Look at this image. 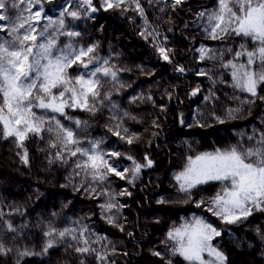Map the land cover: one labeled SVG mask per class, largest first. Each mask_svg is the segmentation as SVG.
Here are the masks:
<instances>
[{
  "label": "trees",
  "instance_id": "1",
  "mask_svg": "<svg viewBox=\"0 0 264 264\" xmlns=\"http://www.w3.org/2000/svg\"><path fill=\"white\" fill-rule=\"evenodd\" d=\"M82 3L36 2L40 13L36 43L55 40L53 54L58 50L67 54L69 46H95L90 55L98 60L88 69L76 64L67 72L75 78L95 67L112 68L114 79L97 74L103 85L97 100L105 94L110 100L97 102L95 113L79 108H66L64 113L33 108L45 124L39 134L28 133L23 146L18 138L5 137L0 123V243L5 249L0 252V264H90L103 256L107 264H199L178 252L172 256L176 246L168 237L184 220L195 218L220 232L211 245L224 254V264H264V210L249 205L251 215L227 223L208 210H216L209 201L229 187L227 181L197 185L189 197L175 179L185 170L188 157L231 146L240 150L261 147L264 84L257 86L253 96L235 87L232 73L236 69L225 67L246 65L247 55L236 54L256 50L259 42L231 29L219 39L211 38L209 17L219 10L218 0H184L175 7L174 0H140L144 16L131 4L104 10L102 0H92L99 11L91 12ZM61 8L64 11L59 15ZM146 11L159 31L156 38L146 24ZM71 12L78 15L73 17ZM10 23V19L0 21L6 28ZM5 32L0 31V42L5 40ZM68 32L79 35H66ZM160 47L168 51L169 60L163 59ZM210 47L218 56L201 60L200 49ZM105 60L107 64L101 63ZM260 66L257 59L252 68L259 71ZM180 67L183 72L178 71ZM53 92L58 94L57 89ZM229 109L234 110L231 116ZM57 120L74 132L81 141L79 147L91 149L96 142L97 151L109 154L104 159L112 167L121 172L128 169L125 177L110 173L103 181L94 180L91 169L78 168L87 157L81 153L72 156L64 147ZM76 120L82 123L76 125ZM130 134L139 139L128 144ZM76 147L69 146L71 151ZM112 152L120 155L111 156ZM128 156L142 165L145 158L153 163L133 178L134 164ZM201 200L205 203L197 206ZM108 203L118 207L106 211L101 206ZM109 216L113 223L108 222ZM52 229L56 231L48 236ZM65 230L60 237L58 233ZM49 240L53 241L50 248ZM81 247L89 251L78 252ZM202 257L219 264L208 252Z\"/></svg>",
  "mask_w": 264,
  "mask_h": 264
},
{
  "label": "snow or ice",
  "instance_id": "2",
  "mask_svg": "<svg viewBox=\"0 0 264 264\" xmlns=\"http://www.w3.org/2000/svg\"><path fill=\"white\" fill-rule=\"evenodd\" d=\"M36 2L39 3V0ZM83 2L89 6L91 12L99 11L92 5V0H83ZM183 2L184 0H174L173 7ZM127 4L133 5V10L144 16V9L141 7L140 0H102L101 8L104 10L119 9ZM218 4L219 11L209 17L210 21H216L211 31L212 39L221 38L222 33H228L231 29L236 34L250 37L260 44V47L254 51L245 50L236 54L238 56L247 55L246 65L237 66L231 63L225 65V67L231 66L236 69L232 73L235 78V87L256 96L257 86L264 84V0H218ZM5 7V0H0V10L5 9ZM39 15L40 13L36 12L11 28H6L4 24H0V31L13 33V39L0 42V123L3 125L5 137L18 138L21 146H23V141L27 138L28 133L39 134L43 130L42 125L45 124V120L42 116H38L33 108L50 109L54 113H64L66 108H79L89 113H95L98 111L97 102L103 104L104 99L110 100V96L107 94L99 101L97 100L101 97L100 90L103 88L97 74L111 76L113 79L116 77V72L110 67H95L94 70L87 71L85 74L75 78L70 77L67 72L68 68L79 64L84 69H88V65L99 59L90 55L94 53L95 46L86 49H73L69 46L67 54H64V50H58L59 54L54 56L52 49L55 47V40H50L48 43H36L38 37L34 34L35 29L29 21L39 18ZM70 15L76 17L78 13L71 12ZM200 15L203 16L204 13H200ZM9 19L0 11V21ZM59 23L61 26L63 25V21ZM25 25L28 27L25 28ZM21 28H25V31L23 34H18ZM66 35L78 36L79 33L68 32ZM148 35L150 36L152 33L149 32ZM39 36H44V32L39 33ZM159 51L164 60L170 59L168 51L164 47H160ZM200 53V59L203 60L208 56V49L201 48ZM84 57L88 58L87 61L83 59ZM257 59L261 62L259 71L252 68ZM101 63L107 64V61H101ZM178 71L183 72L184 68L180 67ZM200 74L207 75V73ZM85 75L88 77L87 79ZM53 89H57L58 94H54ZM260 99L264 100V96H261ZM233 111L229 109L228 115L231 116ZM55 123L59 126L58 132L63 134L62 143L70 151V154L76 156L77 153H81L87 157L82 164L77 165L78 168L91 169L94 180L103 181L110 173L121 178L125 177L128 169L121 172L112 167L104 159V156L109 154L97 151L96 142H93L91 149H83L79 147L81 141L75 138L72 130L64 128L58 120ZM81 123L79 120L75 121L76 125ZM83 123L86 124V122ZM21 125L23 130H21ZM127 131L125 128L124 132L127 133ZM114 134L119 136L120 132L116 131ZM138 139L139 137L134 134L126 137L128 144H132L134 140ZM261 141V147L256 149L240 150L237 146H231L223 151L217 149L214 153H202L194 159L188 157L185 170L175 177L180 182V191L190 197L191 190L197 185L206 184L209 181H227L229 187L221 193H217L209 201L210 204L216 206V210L212 207L208 209L227 223H235L241 218L251 215L253 207L264 210V134L261 136ZM70 145H77V147L71 151ZM110 155L119 156L120 153L112 152ZM23 159L27 163L28 154L26 150ZM127 159L132 160L134 164L131 170L133 178L142 167H151L153 163L147 158H145L146 164L143 165L136 162L131 156H128ZM101 169L104 170L101 171ZM121 194L130 195V193ZM203 203L205 201L201 200L197 206ZM249 205L253 207H249ZM101 207L106 211H111L118 205L108 203ZM237 212L239 215L236 214ZM107 219L109 223L114 222L111 216ZM55 231L52 229L47 235L51 236ZM67 231L59 232L58 235L64 237ZM219 235V231L202 219H196L194 225L185 224L182 229L176 228L168 233L171 240L178 241L179 246L175 252H178L187 261L199 262V264H214L213 261H204L202 257L204 252L215 257L219 264H224L226 260L224 254L210 244L213 237ZM84 243L87 244V240ZM52 246L53 241L49 240L47 247ZM76 250L86 253L89 248L81 247ZM4 251V246L0 243V252ZM93 251L95 250L93 249ZM24 254L30 255L31 253ZM155 255L158 256L160 253L157 252Z\"/></svg>",
  "mask_w": 264,
  "mask_h": 264
},
{
  "label": "rangeland",
  "instance_id": "3",
  "mask_svg": "<svg viewBox=\"0 0 264 264\" xmlns=\"http://www.w3.org/2000/svg\"><path fill=\"white\" fill-rule=\"evenodd\" d=\"M158 1L159 0H157V2ZM35 3H36L35 0H5L6 7H5V9L2 10V12H3L4 15H6V16H8L10 18L11 23L9 25V28H11V27L23 22L24 19H27L28 17H30V16L34 15L36 12H38ZM82 5H83V7L85 6L84 3H82ZM63 11H64L63 8H61L60 12H59V15ZM149 14L150 13L146 11V15H145V18H146V21H147L146 24H148L151 32L154 34L153 36L156 38V37H158V32L159 31L157 29V26H156L154 20L152 19V17ZM39 19H40V16L37 19H33V20L29 21V23L35 29L34 34H36V30L38 29L37 21ZM215 23H216V21H212V23L209 25V32L210 33H211L212 27H213V25ZM27 27H28V25H25V28H27ZM25 28H21L19 30L18 34H23L24 31H25ZM2 36L5 38L4 41H8V40L13 39V33H11L10 31L5 32V35H2ZM206 49H208L207 58L209 60L213 59V58H216L218 56L216 51L214 50V48L210 47V48H206ZM57 54H59V52ZM57 54H53V55L55 56ZM196 219H198V218H195V220ZM195 220H192V222H189L188 220H184L183 223H182L181 229L184 227L185 224H188L189 226L194 225ZM210 244H211V241H210ZM174 245L177 248L179 246L178 241L174 240ZM171 255L172 256L175 255V250L174 249H171ZM90 264H107V261L105 260L104 256L102 257V259L99 258V257H95V259Z\"/></svg>",
  "mask_w": 264,
  "mask_h": 264
}]
</instances>
